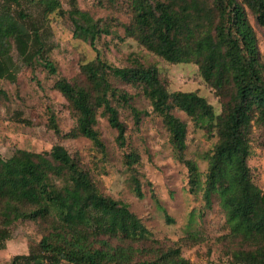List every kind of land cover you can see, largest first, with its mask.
<instances>
[{
    "label": "trees",
    "instance_id": "obj_1",
    "mask_svg": "<svg viewBox=\"0 0 264 264\" xmlns=\"http://www.w3.org/2000/svg\"><path fill=\"white\" fill-rule=\"evenodd\" d=\"M54 12L63 13L59 0H0V80L15 84L21 67L36 63L56 75L40 34ZM128 13L125 36L170 64L197 65L221 101L220 114L194 91L169 92L154 65L134 59L116 67L97 55L81 65L80 80L54 82L75 117V126L65 136L86 138L104 152L95 126L99 112L105 116L124 150L132 191L141 198L142 183L135 173L140 157L128 143V128L117 108L129 110L136 126L141 119L132 96L114 87L110 76L139 86L166 125L175 158L188 171L189 193L201 188L207 209L216 197L229 236L244 246L232 253L228 264H264V198L248 166L253 127L264 126V63L248 13L264 27V0H129ZM67 14L73 36L92 48L109 34L101 21L75 5ZM5 99L0 90V101ZM174 110L185 113L191 125ZM190 126L216 138L202 182L197 163L185 157ZM51 127L60 134L53 119ZM152 197L158 203L154 193ZM19 221L38 222L44 229L40 241L27 254L15 255L11 264H190L180 248H169L151 260L135 259L132 244L148 234L141 219L127 204L102 195L90 173L59 144L40 153L18 149L9 158L0 157V241L9 238L10 228Z\"/></svg>",
    "mask_w": 264,
    "mask_h": 264
},
{
    "label": "rangeland",
    "instance_id": "obj_2",
    "mask_svg": "<svg viewBox=\"0 0 264 264\" xmlns=\"http://www.w3.org/2000/svg\"><path fill=\"white\" fill-rule=\"evenodd\" d=\"M59 1L63 13L50 14L40 30L41 39L49 49L46 54L56 67V75L48 74L36 63L33 68L22 66L15 84L0 80V90L7 94V99L0 101V157L9 158L18 149L40 153L49 151L55 144L62 145L90 173L102 195L127 204L129 210L141 219L148 234L145 239L132 244L137 249L135 259L151 260L169 248H180L181 256L190 264L230 263L232 253L244 249V246L229 236L225 212L216 197L211 208L207 209L201 188L196 194L189 193L188 171L175 158L168 142L167 127L153 111L141 88L110 76L114 87L132 96V106L141 119L136 126L129 110L117 108L120 120L128 128V143L140 157L135 173L142 183L143 196L138 198L129 181L131 173L123 163L124 150L118 147L116 131L105 116L99 112L95 126L105 147L104 152L86 138L65 136L75 126V117L67 101L54 89V82L58 78L78 80L81 65L94 60L97 55L116 67L127 66L136 59L146 66L154 65L169 92L194 91L213 106L216 114L221 112V101L206 85L197 65L170 64L125 36L129 0ZM73 5L94 20L101 21L109 31L108 35L96 40L94 48L73 36L74 28L67 14ZM24 7L27 9V5ZM32 10L36 12L35 8ZM248 19L264 63V27L259 26L249 13ZM12 55L17 60L15 50ZM174 114L191 125L185 113L174 110ZM51 119L60 134L52 129ZM186 142L185 157L197 163L202 182L206 156L216 138L190 126ZM248 166L252 181L261 189L264 198V126L253 127ZM43 226L32 221L16 222L10 228L9 238L0 241V264H11L15 255L27 254L40 241ZM109 243L116 244L114 241Z\"/></svg>",
    "mask_w": 264,
    "mask_h": 264
}]
</instances>
